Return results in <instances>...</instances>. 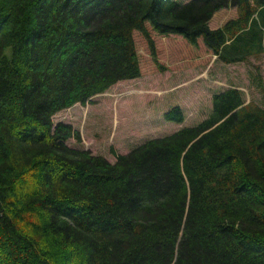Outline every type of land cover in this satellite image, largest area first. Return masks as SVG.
Returning a JSON list of instances; mask_svg holds the SVG:
<instances>
[{"label":"trees","instance_id":"trees-1","mask_svg":"<svg viewBox=\"0 0 264 264\" xmlns=\"http://www.w3.org/2000/svg\"><path fill=\"white\" fill-rule=\"evenodd\" d=\"M229 4L237 18L209 29ZM147 22L227 64L264 53V0H0V264H264V105L225 89L114 162L52 121L140 77Z\"/></svg>","mask_w":264,"mask_h":264},{"label":"rangeland","instance_id":"rangeland-1","mask_svg":"<svg viewBox=\"0 0 264 264\" xmlns=\"http://www.w3.org/2000/svg\"><path fill=\"white\" fill-rule=\"evenodd\" d=\"M237 16L236 6L229 4L213 14L208 27L218 29ZM146 26L154 50L140 31H133L139 78L118 82L95 95L91 103L74 104L53 116L54 124L62 122L79 131L80 142L70 138L69 146L114 162L116 154H126L148 139L205 120L211 113L212 96L225 89L235 87L245 103L264 105L257 79L264 85V53L227 64L212 54L202 35L191 43L178 33L161 34L150 23ZM173 107L180 108L183 122L164 119Z\"/></svg>","mask_w":264,"mask_h":264}]
</instances>
